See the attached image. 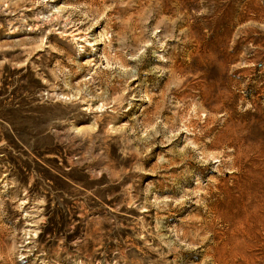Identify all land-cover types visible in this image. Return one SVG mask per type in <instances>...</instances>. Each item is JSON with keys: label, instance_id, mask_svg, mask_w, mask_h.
<instances>
[{"label": "rangeland", "instance_id": "rangeland-1", "mask_svg": "<svg viewBox=\"0 0 264 264\" xmlns=\"http://www.w3.org/2000/svg\"><path fill=\"white\" fill-rule=\"evenodd\" d=\"M263 164L264 0H0V264H264Z\"/></svg>", "mask_w": 264, "mask_h": 264}, {"label": "bare ground", "instance_id": "bare-ground-1", "mask_svg": "<svg viewBox=\"0 0 264 264\" xmlns=\"http://www.w3.org/2000/svg\"><path fill=\"white\" fill-rule=\"evenodd\" d=\"M128 8V5L124 6V11L125 9ZM217 100L222 101L221 98H217ZM221 133L225 134L224 136L221 134V137L217 136L216 138L214 137V140H212L213 144L217 145L218 143L221 142H227L230 145H236L237 149L235 150L236 153V158L234 160V164L238 165H244L243 164V159L247 156L248 151H246L245 149H243L241 147V139L233 134L231 135V133L228 134V137L226 138V132L224 130L221 131ZM197 135H194V137H196ZM226 138V140H225ZM219 140V142H218ZM95 142H99L98 143V147L102 148L104 147V139L102 137H100L98 135V133L96 131H93L90 135V139H89V144L87 146H85V148H87L88 146H90L91 144H94ZM83 147V146H81ZM83 151V150H80ZM225 162V161H222ZM233 162V161H232ZM227 164V162H226ZM224 163V165H226ZM264 165V164H263ZM230 172H233L232 170H230ZM244 174L246 176H254L255 180L254 182L247 188L244 189L243 187H241L240 182H238V187H227V182L226 180H220L219 182H221V187L223 189V196L219 197V200L215 202V204H217V211L218 214L222 217V218H227L230 216L231 212L235 210V217L236 218H241L243 215L242 212V207L244 206L243 201H244V193L247 191H251L252 193L255 194V196H261L262 199H264V173L262 175H258L255 173V171L250 170V171H244ZM243 175V174H242ZM240 179V176H239ZM219 188V189H220ZM226 196L232 197L233 200L232 201H228L226 200Z\"/></svg>", "mask_w": 264, "mask_h": 264}]
</instances>
